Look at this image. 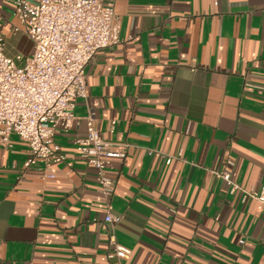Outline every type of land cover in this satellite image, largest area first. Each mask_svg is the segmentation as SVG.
Here are the masks:
<instances>
[{
	"label": "crops",
	"instance_id": "1",
	"mask_svg": "<svg viewBox=\"0 0 264 264\" xmlns=\"http://www.w3.org/2000/svg\"><path fill=\"white\" fill-rule=\"evenodd\" d=\"M114 1L121 42L87 65V97L56 131L66 160L25 168L28 144L0 142V264H115L75 145L90 110L105 140L128 145L107 166L125 264H264V204L215 175L264 183V0ZM14 12L0 0L5 53L22 66L34 44Z\"/></svg>",
	"mask_w": 264,
	"mask_h": 264
},
{
	"label": "built area",
	"instance_id": "2",
	"mask_svg": "<svg viewBox=\"0 0 264 264\" xmlns=\"http://www.w3.org/2000/svg\"><path fill=\"white\" fill-rule=\"evenodd\" d=\"M14 4V14L34 49L19 66L5 53V39L0 36V142L8 143L11 135H17L29 147L25 168L46 169L66 160L55 141L56 131L71 127L77 99L87 97V65L100 50L121 42L120 20L114 0H14ZM86 121L87 133L76 139V150L94 169L105 199L111 246L107 255L115 264H125L132 251L116 240L121 216L114 213L115 181L107 166L111 158H124L128 145L105 140L93 110ZM173 158L169 156L167 162ZM215 175L226 182L230 194L240 192L243 200L253 198L264 204V183L257 191L243 188L228 169Z\"/></svg>",
	"mask_w": 264,
	"mask_h": 264
}]
</instances>
